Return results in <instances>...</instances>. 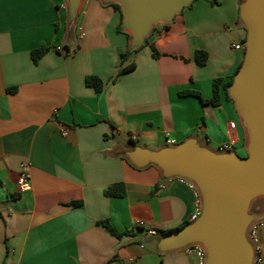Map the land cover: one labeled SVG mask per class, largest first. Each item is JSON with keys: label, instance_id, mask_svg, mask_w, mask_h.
Masks as SVG:
<instances>
[{"label": "crops", "instance_id": "1", "mask_svg": "<svg viewBox=\"0 0 264 264\" xmlns=\"http://www.w3.org/2000/svg\"><path fill=\"white\" fill-rule=\"evenodd\" d=\"M216 2L193 1L123 59L130 36L112 3L82 0L70 21L67 0H0V264H199L185 249L157 247L164 232L190 223L197 191L125 154L170 147L168 139L246 153L232 101L221 92L214 107L185 94L209 99L213 80L226 83L242 62L230 48L246 36L242 0ZM41 47L48 51L34 64L30 53ZM197 51L206 54L202 66ZM89 77L102 82L100 92ZM21 163L29 165L25 192ZM119 183L123 197L105 196ZM102 220L127 234L111 236ZM258 236L264 259V229Z\"/></svg>", "mask_w": 264, "mask_h": 264}, {"label": "water", "instance_id": "2", "mask_svg": "<svg viewBox=\"0 0 264 264\" xmlns=\"http://www.w3.org/2000/svg\"><path fill=\"white\" fill-rule=\"evenodd\" d=\"M117 4L129 47H140L154 27L169 24L195 0H104ZM82 0H67L73 21ZM239 20L246 32L242 62L228 88L248 133L246 156L213 152L195 139L152 151L132 146L125 154L136 168L154 165L164 180L182 178L193 184L200 200L198 217L158 241L160 252L198 245L204 264H254L248 229L264 220V209L249 207L264 199V0H242ZM155 236V235H154Z\"/></svg>", "mask_w": 264, "mask_h": 264}, {"label": "trees", "instance_id": "3", "mask_svg": "<svg viewBox=\"0 0 264 264\" xmlns=\"http://www.w3.org/2000/svg\"><path fill=\"white\" fill-rule=\"evenodd\" d=\"M208 1L212 5H216L217 4L216 0H208ZM111 6L121 15L120 8H119V6L117 4L112 3ZM121 19H122V17H121ZM128 38H129V35H128ZM146 44H147V41L145 39L144 40V43L140 47H138L136 49H131L129 47V45H128V50H127V52L124 55H122V58L125 59L129 55V53L131 51H137V50L141 49L142 47L146 46ZM151 50H152V57L153 58L158 57V53L156 52L155 48L154 47H151ZM47 51H48V49L45 48V47H41L39 49L33 50L30 53V57H31L32 62L34 64H36L40 60V58ZM205 60H206V54L203 53V52H198L197 51L196 54H195V61H196V63L198 65L202 66L204 64ZM134 67L135 66L133 64H130V65L125 66V67H122V68H120L118 70V75H121V74H124L126 72H129V71L133 70ZM232 80H233V76L226 83H223L222 84L221 79H214L213 80V83H212V95L207 100L202 99L198 93L186 92L185 94L186 95L195 96V97L199 98L200 101H201V103L203 105H211V106L217 107L220 104L221 92L224 94L225 99H228V100L231 101V99L228 96L227 91H228L229 86L232 83ZM86 84L88 86H91L96 92H100L101 89H102V82L99 79L95 78V77H89V78H87L86 79ZM104 194L107 197H117V198L118 197H123L125 195L124 185L122 183L113 184V185H111V186H109V187H107L105 189ZM76 204L77 203H74V205H76ZM98 224L100 226H102L111 236H114L116 238H120L122 235L127 234V233H118L105 220L98 221ZM188 224H189V222H186L179 229L183 228L184 226H186ZM179 229H174V230H171V231H166V232H164V235H166L167 233H170V232L179 230Z\"/></svg>", "mask_w": 264, "mask_h": 264}, {"label": "built area", "instance_id": "4", "mask_svg": "<svg viewBox=\"0 0 264 264\" xmlns=\"http://www.w3.org/2000/svg\"><path fill=\"white\" fill-rule=\"evenodd\" d=\"M230 48L234 51H240L244 53V43L243 42H232L230 44ZM167 144L170 146L175 145V141L168 139ZM220 152H230L233 151V144L232 143H223L221 147L219 148ZM177 179L180 182H184L189 185L192 189L196 190L192 183L189 181L182 179V178H172ZM172 179H168L166 181H170ZM29 181H30V173H29V165L26 163H21L19 165V174L17 177V186L19 192H25L29 187ZM200 211V200L198 195V204L197 209L195 210V213L191 216L190 222L194 221L199 214ZM136 225L138 227H142V222H137ZM264 229V220H258L251 224V226L248 229V238L252 244L253 251H254V264H263V248L262 244L260 242L258 233ZM146 234L149 236H154L157 234V232L154 229H146ZM188 252L194 253L197 255L199 259V264H204V258H205V252L202 247L198 245H192L185 248Z\"/></svg>", "mask_w": 264, "mask_h": 264}, {"label": "rangeland", "instance_id": "5", "mask_svg": "<svg viewBox=\"0 0 264 264\" xmlns=\"http://www.w3.org/2000/svg\"><path fill=\"white\" fill-rule=\"evenodd\" d=\"M189 7V6H188ZM238 155H242V151L239 149L238 151H236ZM246 156V153L243 154L242 157ZM262 209H264V201L262 200H255L251 203L250 207H249V213L250 214H254V213H258L260 212Z\"/></svg>", "mask_w": 264, "mask_h": 264}]
</instances>
